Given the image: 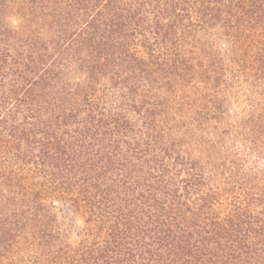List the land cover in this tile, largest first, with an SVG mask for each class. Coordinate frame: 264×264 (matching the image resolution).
I'll use <instances>...</instances> for the list:
<instances>
[{
  "label": "trees",
  "instance_id": "16d2710c",
  "mask_svg": "<svg viewBox=\"0 0 264 264\" xmlns=\"http://www.w3.org/2000/svg\"><path fill=\"white\" fill-rule=\"evenodd\" d=\"M0 264H264V0H0Z\"/></svg>",
  "mask_w": 264,
  "mask_h": 264
},
{
  "label": "rangeland",
  "instance_id": "374dc122",
  "mask_svg": "<svg viewBox=\"0 0 264 264\" xmlns=\"http://www.w3.org/2000/svg\"><path fill=\"white\" fill-rule=\"evenodd\" d=\"M76 223L79 225V223H80L79 220L76 219Z\"/></svg>",
  "mask_w": 264,
  "mask_h": 264
}]
</instances>
